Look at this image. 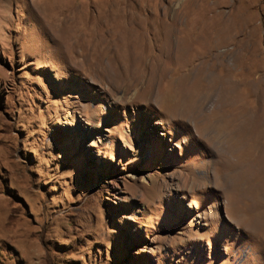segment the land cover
Segmentation results:
<instances>
[{
    "label": "rangeland",
    "instance_id": "obj_1",
    "mask_svg": "<svg viewBox=\"0 0 264 264\" xmlns=\"http://www.w3.org/2000/svg\"><path fill=\"white\" fill-rule=\"evenodd\" d=\"M243 132L264 136V0H0V264H264Z\"/></svg>",
    "mask_w": 264,
    "mask_h": 264
},
{
    "label": "bare ground",
    "instance_id": "obj_2",
    "mask_svg": "<svg viewBox=\"0 0 264 264\" xmlns=\"http://www.w3.org/2000/svg\"><path fill=\"white\" fill-rule=\"evenodd\" d=\"M108 11H110V10H108ZM106 14H107V12H106ZM107 21V25H102L100 22L101 21H99V22H97L96 24H94V25H91V26H89L88 27V25H87V27H88V31L91 33V35L94 37V38H99L101 41H102V43H103V53H104V55L105 56H110V55H113V54H116V52H115V46H116V44H118L119 42H120V45L122 46V47H124L125 45H126V43L124 44L123 43V37H118V36H116L115 38H113V36H114V33H113V31L111 30V28H110V26H109V18L108 19H106ZM129 22H132L131 24L133 25V27L134 28H136V26L138 27V23H136V21L134 20V19H132L131 21H129V20H125V23L127 24V23H129ZM87 24V23H86ZM100 24L102 25V26H100ZM128 25V24H127ZM130 25V24H129ZM120 41H119V40ZM124 45V46H123ZM118 46H119V44H118ZM229 57V56H228ZM114 59V58H113ZM230 60V61H229ZM236 59H235V57H234V59H232L231 60V58H229L228 59V61H229V63L230 62H234ZM226 63V61L224 62V65H226L225 64ZM232 64V63H231ZM220 65V64H219ZM218 66V65H217ZM224 67V66H223ZM197 73V72H196ZM203 74V73H202ZM206 74V73H205ZM190 75V74H189ZM195 75V74H194ZM210 75H211V73H210ZM206 76H207V74H206ZM198 80H199V82H202L203 81V84H205L204 83V80H206V81H208L209 80V76H208V80H207V78L206 79H204V80H202V76H199V78H197ZM211 79V78H210ZM198 80H197V82H198ZM197 82H195V84H196V86L199 84V83H197ZM210 82V81H209ZM208 82V83H209ZM213 82L211 81L210 82V84H212ZM203 84H202V86H203ZM210 84H208V85H210ZM218 85H220V84H218ZM230 85V84H229ZM202 86H201V84H199L197 87H199L200 89V91L202 90ZM207 86V85H206ZM212 86H213V84H212ZM211 86V87H212ZM217 86V85H216ZM223 86H226V85H223ZM203 88H205V87H203ZM206 88H208V87H206ZM228 88V87H227ZM226 88V89H227ZM210 89V88H209ZM217 89V88H216ZM215 89V90H216ZM219 89V88H218ZM217 89V90H218ZM206 90V89H205ZM221 90H222V88H221ZM229 90V89H228ZM207 91V90H206ZM205 91V92H206ZM210 91V90H209ZM223 91V90H222ZM234 91V90H233ZM212 96H213V94L214 93H210ZM211 95L209 96V95H205V94H203V95H201V97L200 98H198V101H199V99H200V103H199V105L201 104V105H205L206 104V102H207V100L211 97ZM233 105V104H232ZM230 107V106H229ZM235 108V107H234ZM228 112V111H227ZM234 113V112H233ZM232 114V113H231ZM235 115V114H234ZM236 118V117H235ZM236 120H237V118H236ZM235 121V120H234ZM234 124V123H233ZM232 124V126H234ZM235 130V129H234ZM252 131V130H251ZM219 133H220V131H218ZM224 132V131H223ZM244 133V136H225L226 138H228V142H229V151H228V154L230 155V157H237L238 158V161H239V163H240V166L241 165H245L247 162H248V160L250 159V152L248 151L253 145H254V149H256L257 147L258 148H261V147H263V143H264V136H250V134L251 133H249V134H247V132H243ZM216 138L217 140H219V139H221L220 138V136H213V138ZM227 141V140H226ZM228 150V149H227ZM230 162H232V160L230 161ZM237 166V165H236ZM239 166V165H238Z\"/></svg>",
    "mask_w": 264,
    "mask_h": 264
}]
</instances>
